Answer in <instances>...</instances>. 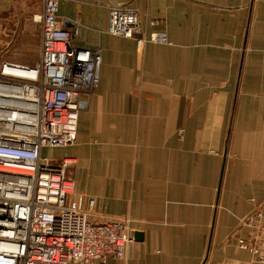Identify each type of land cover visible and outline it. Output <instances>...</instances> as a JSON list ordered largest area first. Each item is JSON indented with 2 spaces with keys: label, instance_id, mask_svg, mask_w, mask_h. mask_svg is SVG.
<instances>
[{
  "label": "crops",
  "instance_id": "0c3cea01",
  "mask_svg": "<svg viewBox=\"0 0 264 264\" xmlns=\"http://www.w3.org/2000/svg\"><path fill=\"white\" fill-rule=\"evenodd\" d=\"M110 5L167 44L109 35ZM40 12L0 0L3 60L39 61ZM57 19L102 62L75 142L42 157L73 160L69 201L91 222L127 223L104 264H261L238 241L258 247L264 220V0H60Z\"/></svg>",
  "mask_w": 264,
  "mask_h": 264
},
{
  "label": "built area",
  "instance_id": "2783aa9c",
  "mask_svg": "<svg viewBox=\"0 0 264 264\" xmlns=\"http://www.w3.org/2000/svg\"><path fill=\"white\" fill-rule=\"evenodd\" d=\"M59 1L41 0L38 62L13 63L0 54V264H104L122 260L130 243L125 221L90 222L69 201L74 184L66 171L73 160L42 157L44 149L75 142L102 62L99 51L72 46V32L58 23ZM106 10L109 35L131 39L137 48L167 44L163 34L145 36L136 9ZM260 231L258 247L243 240L238 247L264 264V220Z\"/></svg>",
  "mask_w": 264,
  "mask_h": 264
},
{
  "label": "rangeland",
  "instance_id": "374dc122",
  "mask_svg": "<svg viewBox=\"0 0 264 264\" xmlns=\"http://www.w3.org/2000/svg\"><path fill=\"white\" fill-rule=\"evenodd\" d=\"M67 147H69V146H67ZM66 148V147H65ZM49 150V149H48ZM53 150V149H52ZM54 160H58V158H56V159H54ZM70 168V167H69ZM69 168H68V170L66 171V177L67 178H69V179H71V176H70V173H69ZM91 222V221H90ZM127 228H128V226H127ZM128 236H129V238H130V242L132 241V235L130 236V232H129V228H128ZM96 264H99V263H96Z\"/></svg>",
  "mask_w": 264,
  "mask_h": 264
},
{
  "label": "water",
  "instance_id": "95a60500",
  "mask_svg": "<svg viewBox=\"0 0 264 264\" xmlns=\"http://www.w3.org/2000/svg\"><path fill=\"white\" fill-rule=\"evenodd\" d=\"M63 30H67V25L63 24V26L61 27ZM131 236V234H130Z\"/></svg>",
  "mask_w": 264,
  "mask_h": 264
}]
</instances>
